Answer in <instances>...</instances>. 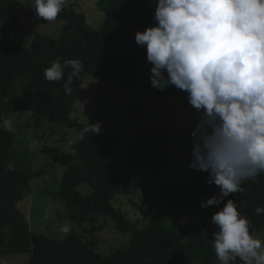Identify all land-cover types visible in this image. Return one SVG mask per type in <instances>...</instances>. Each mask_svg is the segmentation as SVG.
<instances>
[{
    "label": "trees",
    "instance_id": "obj_1",
    "mask_svg": "<svg viewBox=\"0 0 264 264\" xmlns=\"http://www.w3.org/2000/svg\"><path fill=\"white\" fill-rule=\"evenodd\" d=\"M97 6L104 12L99 28H92L69 0L57 19L63 22L59 38L36 34L27 48L9 42L8 28L0 26L4 34L0 40V118L34 113L59 129L84 131L74 153L63 163L58 159V149L42 151L64 169L54 198L65 209L60 216L77 225L66 238L53 239L32 232L26 214L20 209L22 200L33 193L32 180L37 174L28 163L26 147L18 148L16 133L6 130L0 122V254H26L28 264H216L210 240L217 227L211 223V217L219 209L212 206L205 210L201 201L218 195V188L207 183L208 173L192 169L186 187L170 185L155 189L160 209L152 218L146 215L135 223L137 229L130 234L127 246L106 256L98 251L103 206H113L139 165L147 169L150 179L162 178L170 160L164 147L136 145L122 171L110 168L117 137L103 130L99 135L86 132L89 124L72 117L83 84L95 78L123 87L147 89L158 97L186 100V94L175 87L160 91L141 84L139 79L146 49L136 45L135 33L153 26L155 0H100ZM24 7L19 0H0V18L16 22ZM57 57L62 63L63 59L83 61L84 71L74 80L70 96L64 93V80L56 83L44 79V69ZM69 72L70 68L65 69V80ZM93 142L95 146L89 151ZM9 164L12 170H8ZM73 168L80 171V179ZM242 186L244 192L230 195L225 203L227 199H235L239 211L248 216L258 233L264 228V215L257 216L254 210L264 204V175ZM14 188L19 189L15 195ZM185 217H196L199 224L181 225ZM236 264L242 262L237 259Z\"/></svg>",
    "mask_w": 264,
    "mask_h": 264
},
{
    "label": "clouds",
    "instance_id": "obj_2",
    "mask_svg": "<svg viewBox=\"0 0 264 264\" xmlns=\"http://www.w3.org/2000/svg\"><path fill=\"white\" fill-rule=\"evenodd\" d=\"M68 3L34 0L32 8L51 23ZM153 22L135 33V43L146 49L150 86L184 92L197 113L189 168L208 173L207 183L218 188L201 201L205 210L219 209L211 217L216 264H264V239L235 199L225 203L244 192L246 181L264 175V0H155ZM83 71L82 60L57 57L43 75L47 82L64 80L70 96ZM0 122L12 130L9 118ZM85 131L99 135L102 124L89 123ZM254 214L264 215V204ZM60 231L70 233V222Z\"/></svg>",
    "mask_w": 264,
    "mask_h": 264
},
{
    "label": "rangeland",
    "instance_id": "obj_3",
    "mask_svg": "<svg viewBox=\"0 0 264 264\" xmlns=\"http://www.w3.org/2000/svg\"><path fill=\"white\" fill-rule=\"evenodd\" d=\"M24 4L18 21L0 18V26L8 28L9 42L30 47L34 35L41 34L59 38L63 22L48 23L37 17L34 0H19ZM100 0H70L76 10L85 15L92 28H99L104 20V12L97 6ZM0 29V40L3 36ZM143 70L139 75L141 84L149 85L151 65L145 58ZM73 118L85 124H102V130L117 137L115 150L109 160V167L122 171L133 146L156 144L167 149L170 164L165 167L162 178H149L146 168L139 165L123 185V192L113 206L105 204L101 210L99 223L103 225L97 234L98 251L102 256L112 250L127 246L130 234L137 229L135 223L155 216L160 209L157 188L174 185L184 188L188 185L192 160L190 133L198 120L196 111L187 100L156 96L152 91L140 88L123 87L98 79H87L75 103ZM12 131L16 133L18 148L28 156L33 172V193L20 203V209L27 216L32 232L53 239L66 238L77 226L76 223L61 217L65 214L62 203L54 198L60 186L64 171L61 164L55 163L44 148L58 149L60 163L69 160L76 144L83 138L84 131L79 128H62L30 113L19 117H9ZM93 142L88 150L92 151ZM19 149L20 151H22ZM79 176L78 168H73ZM18 188L12 190L15 195ZM20 193V191H19ZM137 204L138 206H136ZM70 222L71 231L64 234L61 226ZM198 225L196 217H185L181 225ZM139 226V225H138ZM264 239V228L256 233ZM179 253V252H178ZM26 254L2 255L0 264H28Z\"/></svg>",
    "mask_w": 264,
    "mask_h": 264
}]
</instances>
